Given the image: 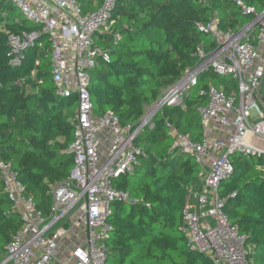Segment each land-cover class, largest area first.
<instances>
[{
    "label": "trees",
    "instance_id": "16d2710c",
    "mask_svg": "<svg viewBox=\"0 0 264 264\" xmlns=\"http://www.w3.org/2000/svg\"><path fill=\"white\" fill-rule=\"evenodd\" d=\"M77 2L88 13L102 0ZM242 6L259 14L264 0H117L110 16L114 38L108 32L95 38L108 61L98 59L89 71L93 114L112 112L123 127H137L144 106L158 101L164 87L194 66L196 48L214 45L199 26L215 16L221 30L236 32L252 19ZM32 32L38 33L36 41L17 60L8 56L9 35ZM50 47L40 25L25 19L9 0H0V163L10 165L43 212L52 188L66 180L73 167L68 149L76 113L75 97L56 93ZM203 75L226 90L227 77L211 71ZM208 86L193 92L194 86L179 104L163 105L151 119L152 128L144 127L135 140L143 155L132 173L115 182L131 203L112 204L107 264H211L207 256L187 247L180 231L188 192L201 186V173L191 157L173 148L168 127L201 141L198 109L207 98L200 91ZM232 162L233 174L219 186L226 201L223 211L245 238L249 264H264V158L233 156ZM20 226L0 178V254Z\"/></svg>",
    "mask_w": 264,
    "mask_h": 264
},
{
    "label": "built area",
    "instance_id": "2783aa9c",
    "mask_svg": "<svg viewBox=\"0 0 264 264\" xmlns=\"http://www.w3.org/2000/svg\"><path fill=\"white\" fill-rule=\"evenodd\" d=\"M9 1L48 36L56 93L75 97L76 113L68 149L73 167L67 179L52 188L47 212L37 209L10 165L0 163L4 192L21 221L0 254V264H107L112 204L128 199L115 182L139 165L143 153L135 140L145 125L140 120L133 129L123 127L112 112L96 116L92 110L89 71L98 59L108 61L107 51L95 44V38L111 30L117 0H102L88 13L77 0ZM242 9L252 20L236 32L221 30L215 16L199 26L214 45L198 46L194 66L160 99L163 105L179 104L183 92L209 71L231 77L235 85H226V90L209 85L200 91L207 98L198 109L201 141L168 125L173 148L203 168L201 186L188 192L180 231L187 247L207 256L211 264H249L245 238L224 213L226 201L219 186L233 174V156L264 158V10L257 14L253 8ZM37 38V32L9 35L8 56L17 60Z\"/></svg>",
    "mask_w": 264,
    "mask_h": 264
},
{
    "label": "rangeland",
    "instance_id": "374dc122",
    "mask_svg": "<svg viewBox=\"0 0 264 264\" xmlns=\"http://www.w3.org/2000/svg\"><path fill=\"white\" fill-rule=\"evenodd\" d=\"M252 19H250V21H251ZM249 21V22H250ZM115 31H113V30H110L109 32H108V34H109V36L111 37V38H114V36H115ZM189 68H191V67H188V69ZM227 84H229L231 87H235V85H234V83L232 82V79H231V77H227ZM177 83V82H176ZM175 83V84H176ZM211 83V80L209 79V78H207V77H205V75H201V77L199 78V81H198V84L193 88V92H196V91H198L199 90V88L202 86V85H206V84H208V85H211L210 84ZM177 85V84H176ZM173 85H170V86H168L167 88H165L164 90H163V93H165V91H167L169 88H171ZM175 86V85H174ZM173 86V87H174ZM187 94V92H183V94L178 98V101L180 100V102H182V99L184 98V96ZM161 99V98H160ZM160 99L158 100V101H156L154 104H151L150 106H147L146 108H145V110H144V115L142 116V118H141V121H145V125H144V127H146V126H149V129H151L152 128V126H151V118H150V116H151V114H152V112H153V110H154V108L159 104V102H160ZM73 109L75 108V106H73L72 107ZM73 109H70L71 110V113H74L73 112ZM71 116L72 115H70V117H69V120H71ZM102 155H105V150H103L102 151ZM186 159H187V157H186ZM191 163L192 164H196V161L194 160V159H191ZM256 163H258V161H256ZM200 173H203V168H201L200 167ZM200 182H201V179H200Z\"/></svg>",
    "mask_w": 264,
    "mask_h": 264
},
{
    "label": "water",
    "instance_id": "95a60500",
    "mask_svg": "<svg viewBox=\"0 0 264 264\" xmlns=\"http://www.w3.org/2000/svg\"><path fill=\"white\" fill-rule=\"evenodd\" d=\"M20 56L22 55V52L19 54ZM164 102L165 101H161L158 105H157V107H156V109H155V111H154V113H153V116L160 110V108L162 107V105L164 104ZM185 157H187V155H184ZM125 202H127V203H131V201H130V199H127Z\"/></svg>",
    "mask_w": 264,
    "mask_h": 264
},
{
    "label": "crops",
    "instance_id": "0c3cea01",
    "mask_svg": "<svg viewBox=\"0 0 264 264\" xmlns=\"http://www.w3.org/2000/svg\"><path fill=\"white\" fill-rule=\"evenodd\" d=\"M167 87H168V86H167ZM167 87H164V88L162 89V96H163V94H164V93H163V90H164L165 88H167ZM147 106H150V105H145V106H144V110H145V108H146ZM191 189H192V188H191Z\"/></svg>",
    "mask_w": 264,
    "mask_h": 264
},
{
    "label": "bare ground",
    "instance_id": "6f19581e",
    "mask_svg": "<svg viewBox=\"0 0 264 264\" xmlns=\"http://www.w3.org/2000/svg\"><path fill=\"white\" fill-rule=\"evenodd\" d=\"M177 89H179V87Z\"/></svg>",
    "mask_w": 264,
    "mask_h": 264
}]
</instances>
